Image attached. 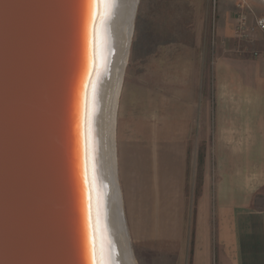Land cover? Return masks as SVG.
<instances>
[{"label":"water","instance_id":"1","mask_svg":"<svg viewBox=\"0 0 264 264\" xmlns=\"http://www.w3.org/2000/svg\"><path fill=\"white\" fill-rule=\"evenodd\" d=\"M89 1L0 0V264H96L83 131Z\"/></svg>","mask_w":264,"mask_h":264},{"label":"rangeland","instance_id":"2","mask_svg":"<svg viewBox=\"0 0 264 264\" xmlns=\"http://www.w3.org/2000/svg\"><path fill=\"white\" fill-rule=\"evenodd\" d=\"M228 1L237 3L236 11L240 12L238 6L242 0ZM246 1L264 17V0ZM220 2L139 0L137 5L115 128L118 186L132 256L137 264H192L196 237L193 211L207 181V156L211 152L213 155L212 148L198 143L206 132L198 130L193 111L197 110L198 95L212 82ZM178 143L186 145L184 191L188 217L182 238L175 233L160 236V227H155L153 221L150 223L153 215L158 218L160 214L162 155L167 153L169 145L175 149ZM166 173L161 185L163 201L168 196L164 184ZM214 177L218 182V174H213ZM172 185L175 187V179ZM152 190L159 191L158 195L148 194ZM145 219L148 225H144Z\"/></svg>","mask_w":264,"mask_h":264},{"label":"crops","instance_id":"3","mask_svg":"<svg viewBox=\"0 0 264 264\" xmlns=\"http://www.w3.org/2000/svg\"><path fill=\"white\" fill-rule=\"evenodd\" d=\"M228 2H220L212 82L204 86L207 93L198 95L197 110L193 111L198 130L206 132L198 143L212 148L213 155L207 156V181L193 211L196 237L192 264H264V33L239 37L237 3ZM248 4L252 8L246 10L250 29L262 16ZM185 146L178 143L175 151L169 145L159 164L160 193H148L159 196L160 214L158 218L153 215L150 223L160 227V236H183L188 217ZM115 165L117 171L116 144ZM165 171L168 196L164 202L161 185ZM213 174H218V182L214 177L212 183ZM165 226L169 228L165 230ZM154 234L158 235L157 231Z\"/></svg>","mask_w":264,"mask_h":264},{"label":"bare ground","instance_id":"4","mask_svg":"<svg viewBox=\"0 0 264 264\" xmlns=\"http://www.w3.org/2000/svg\"><path fill=\"white\" fill-rule=\"evenodd\" d=\"M91 1V2H90ZM87 54L93 71L85 97L84 145L90 199L87 232L95 238L96 264H137L133 259L125 224L115 165L116 110L129 56L134 16L139 0H109L95 7ZM99 2V0H98ZM92 64V63H91Z\"/></svg>","mask_w":264,"mask_h":264},{"label":"built area","instance_id":"5","mask_svg":"<svg viewBox=\"0 0 264 264\" xmlns=\"http://www.w3.org/2000/svg\"><path fill=\"white\" fill-rule=\"evenodd\" d=\"M240 12L238 14V23H237V33L241 38H249L250 33L252 32H261L264 33V17H258L255 21V24L252 28L248 29L247 27V16L246 10L252 11V8L246 0H242L239 4ZM258 55V54H257Z\"/></svg>","mask_w":264,"mask_h":264},{"label":"snow or ice","instance_id":"6","mask_svg":"<svg viewBox=\"0 0 264 264\" xmlns=\"http://www.w3.org/2000/svg\"><path fill=\"white\" fill-rule=\"evenodd\" d=\"M100 3H103L106 9L109 7V0H99V2H98V0H93V4L97 8L99 7ZM95 254H96V249H95V247H93V256L94 257H95ZM100 264H104V262L100 261Z\"/></svg>","mask_w":264,"mask_h":264}]
</instances>
